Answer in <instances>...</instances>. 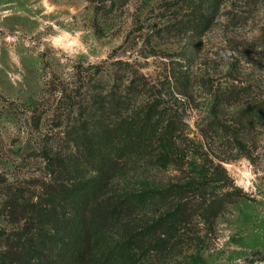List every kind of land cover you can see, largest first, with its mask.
<instances>
[{
	"label": "rangeland",
	"instance_id": "1",
	"mask_svg": "<svg viewBox=\"0 0 264 264\" xmlns=\"http://www.w3.org/2000/svg\"><path fill=\"white\" fill-rule=\"evenodd\" d=\"M111 1L0 0V175L21 187L43 175L37 151L53 128L57 91L76 85V67L126 60L152 83H161L164 64L191 51L193 80L197 73L219 95L238 90L241 108L250 109L242 120L249 123L242 147L235 149L228 136H200L203 93L194 96L193 90L185 104L163 89L167 106L183 111L186 165L180 171L139 169L124 188L183 183L202 168L221 174L222 181L204 183L207 191L235 190L241 198L225 207L214 237L196 217L184 243L152 264H264V121L254 104L264 100V0H220L199 37L170 28L187 18L188 0H125L119 10L94 14L96 7L107 11ZM34 111H45L38 129L31 122ZM236 113L235 107L213 111L230 127ZM217 159H223L222 170ZM2 198L0 191V227H6Z\"/></svg>",
	"mask_w": 264,
	"mask_h": 264
},
{
	"label": "trees",
	"instance_id": "2",
	"mask_svg": "<svg viewBox=\"0 0 264 264\" xmlns=\"http://www.w3.org/2000/svg\"><path fill=\"white\" fill-rule=\"evenodd\" d=\"M188 1L187 18L170 28L199 37L220 0ZM124 4L112 0L107 11L96 7L94 14H108ZM192 56L186 50L164 64L161 83H152L126 60L75 68L76 85L57 91L60 97L50 113L53 128L37 151L43 175L26 187L0 175L7 224L0 227V264H152L184 243L196 217L214 237L225 207L241 198L235 190L207 191L204 183L222 181L221 174L202 168L183 183L124 188L139 169L180 171L186 165L183 111L167 106L163 89L180 97L174 102L185 104L193 90L194 96L203 93L200 136H228L235 149L242 147L249 126L242 120L250 109L241 108L238 90L219 95L197 73L193 80ZM254 104L264 121V100ZM226 107L239 110L235 127L213 115ZM44 114L31 117L34 128ZM217 160L216 168L222 170L223 159Z\"/></svg>",
	"mask_w": 264,
	"mask_h": 264
}]
</instances>
